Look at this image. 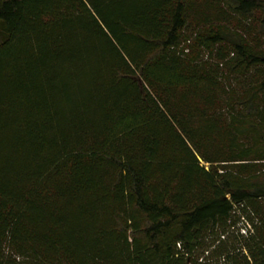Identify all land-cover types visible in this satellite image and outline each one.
I'll list each match as a JSON object with an SVG mask.
<instances>
[{"label": "trees", "instance_id": "16d2710c", "mask_svg": "<svg viewBox=\"0 0 264 264\" xmlns=\"http://www.w3.org/2000/svg\"><path fill=\"white\" fill-rule=\"evenodd\" d=\"M0 264H264V0H0Z\"/></svg>", "mask_w": 264, "mask_h": 264}, {"label": "rangeland", "instance_id": "374dc122", "mask_svg": "<svg viewBox=\"0 0 264 264\" xmlns=\"http://www.w3.org/2000/svg\"><path fill=\"white\" fill-rule=\"evenodd\" d=\"M190 28H194V31H196V29L198 28V27H196V26H193V27H190ZM128 123V121L127 120H124L123 122H121V123H119V125H117V129H122L123 128V126L124 125H126ZM243 233H244V231H242Z\"/></svg>", "mask_w": 264, "mask_h": 264}]
</instances>
